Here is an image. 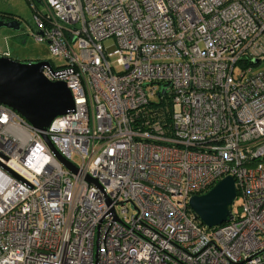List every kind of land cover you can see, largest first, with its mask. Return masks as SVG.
<instances>
[{"label":"built area","instance_id":"built-area-1","mask_svg":"<svg viewBox=\"0 0 264 264\" xmlns=\"http://www.w3.org/2000/svg\"><path fill=\"white\" fill-rule=\"evenodd\" d=\"M39 1L74 110L42 130L0 102V264H264V0ZM225 175L208 226L188 199Z\"/></svg>","mask_w":264,"mask_h":264},{"label":"water","instance_id":"water-1","mask_svg":"<svg viewBox=\"0 0 264 264\" xmlns=\"http://www.w3.org/2000/svg\"><path fill=\"white\" fill-rule=\"evenodd\" d=\"M0 26L19 32L21 20L0 19ZM16 32V33H17ZM48 60H20L0 53V102L22 114L34 127L45 130L51 120L74 110L70 88L63 80H49L43 75ZM166 81L160 92L165 93ZM43 137L57 158L75 171V166L56 148L46 133ZM237 189L233 176L225 175L203 193L192 194L188 203L195 216L204 224L214 226L232 216Z\"/></svg>","mask_w":264,"mask_h":264},{"label":"rangeland","instance_id":"rangeland-1","mask_svg":"<svg viewBox=\"0 0 264 264\" xmlns=\"http://www.w3.org/2000/svg\"><path fill=\"white\" fill-rule=\"evenodd\" d=\"M35 1L39 8L44 7L39 0ZM0 9L15 12L21 20L19 32L10 27L0 26V53L14 54L20 60H51L56 64L63 62V59L50 52L45 41L37 40L32 35L31 27L36 28V24L34 9L30 0H0ZM16 32L19 33L17 39L13 37ZM104 43L108 46L113 44L114 41L113 39H107ZM257 66L263 67L264 61ZM152 97L156 99V97ZM74 160H78V157L74 156ZM233 204V208H236L238 205L236 197Z\"/></svg>","mask_w":264,"mask_h":264},{"label":"flooded vegetation","instance_id":"flooded-vegetation-1","mask_svg":"<svg viewBox=\"0 0 264 264\" xmlns=\"http://www.w3.org/2000/svg\"><path fill=\"white\" fill-rule=\"evenodd\" d=\"M7 15H8V13L7 12H5V11H3V9L1 10L0 9V19L1 18H3V19H5V20H7V19H11L13 16L11 15L10 17H7ZM16 34H19V33H15L14 35H13V37L15 38V39H17V36L18 35H16ZM9 54V53H8ZM11 57H13V58H17L14 54H9ZM18 59V58H17Z\"/></svg>","mask_w":264,"mask_h":264},{"label":"crops","instance_id":"crops-1","mask_svg":"<svg viewBox=\"0 0 264 264\" xmlns=\"http://www.w3.org/2000/svg\"><path fill=\"white\" fill-rule=\"evenodd\" d=\"M5 12L12 13L13 14L12 15L13 17L19 18L18 15L15 12H13V11H7V10H5Z\"/></svg>","mask_w":264,"mask_h":264},{"label":"trees","instance_id":"trees-1","mask_svg":"<svg viewBox=\"0 0 264 264\" xmlns=\"http://www.w3.org/2000/svg\"><path fill=\"white\" fill-rule=\"evenodd\" d=\"M11 15H13L12 13H8V15H7V17H10ZM20 19V18H19ZM16 35H18V34H16ZM168 109L170 110V105L168 106ZM167 118H168V115H167ZM234 205V204H233ZM232 208H233V206H232ZM201 222V221H200Z\"/></svg>","mask_w":264,"mask_h":264}]
</instances>
